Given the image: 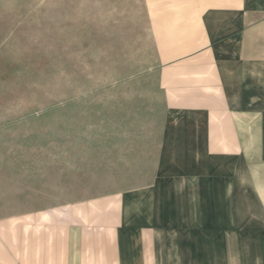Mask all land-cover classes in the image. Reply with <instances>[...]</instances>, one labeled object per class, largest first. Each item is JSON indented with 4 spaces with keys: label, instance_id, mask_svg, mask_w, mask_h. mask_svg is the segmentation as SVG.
<instances>
[{
    "label": "crops",
    "instance_id": "obj_1",
    "mask_svg": "<svg viewBox=\"0 0 264 264\" xmlns=\"http://www.w3.org/2000/svg\"><path fill=\"white\" fill-rule=\"evenodd\" d=\"M177 1L154 20L177 59L161 110L134 139L27 158L0 191V264H264V0Z\"/></svg>",
    "mask_w": 264,
    "mask_h": 264
},
{
    "label": "rangeland",
    "instance_id": "obj_2",
    "mask_svg": "<svg viewBox=\"0 0 264 264\" xmlns=\"http://www.w3.org/2000/svg\"><path fill=\"white\" fill-rule=\"evenodd\" d=\"M179 4L0 0V191L10 190L11 174L33 169L27 158L57 159L58 146L75 141L135 138L143 117L162 108L164 91L151 85L157 70L177 61L154 53V20ZM211 250L210 264H219Z\"/></svg>",
    "mask_w": 264,
    "mask_h": 264
}]
</instances>
